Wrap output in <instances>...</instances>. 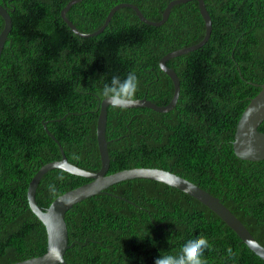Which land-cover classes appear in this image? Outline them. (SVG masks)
Wrapping results in <instances>:
<instances>
[{
	"label": "trees",
	"instance_id": "obj_1",
	"mask_svg": "<svg viewBox=\"0 0 264 264\" xmlns=\"http://www.w3.org/2000/svg\"><path fill=\"white\" fill-rule=\"evenodd\" d=\"M70 0H0L13 26L0 58V264L47 251L44 223L28 200L29 184L46 163L62 158L99 171L97 121L104 84L134 71L136 98L168 104L174 83L160 67L170 51L200 42L205 21L195 0L175 5L160 26L143 22L128 6L106 29L80 36L65 22ZM172 0H82L67 12L84 33L98 30L117 4L137 5L159 21ZM212 17L202 47L171 58L180 95L168 112L149 107H108L109 174L157 167L219 197L264 245V159L238 157V121L264 83V0H205ZM5 20L0 15V34ZM259 129L264 132V121ZM63 176V181L58 176ZM91 179L52 169L36 198L48 207L61 194ZM56 186V195L48 185ZM68 264H155L183 244L208 238V264H264L240 236L205 204L164 182L127 179L68 210ZM231 248L233 256L229 257Z\"/></svg>",
	"mask_w": 264,
	"mask_h": 264
},
{
	"label": "water",
	"instance_id": "obj_2",
	"mask_svg": "<svg viewBox=\"0 0 264 264\" xmlns=\"http://www.w3.org/2000/svg\"><path fill=\"white\" fill-rule=\"evenodd\" d=\"M82 0H70L68 4L62 9L61 15L69 27L78 35L90 37L96 36L103 32L108 24L111 22L116 11L124 6L133 8L139 18L150 25L160 26L163 25L169 18L172 8L181 3H187L192 0H172L168 3L163 12V17L159 21H153L145 16L141 9L129 2H122L115 5L104 22V24L96 31L91 33H84L78 29L74 22L67 17V12L73 4ZM198 2L201 15L205 21L206 33L204 38L191 46L182 47L168 52L160 59V67L165 71L174 83V95L171 101L166 105H159L146 96L137 98V103L134 106L128 107H149L159 112H168L173 109L178 101L180 95V78L177 72L171 68L167 62L174 57L186 54L190 51L196 50L208 42L212 33V17L207 9L205 0H195ZM0 15L5 20V26L0 34V58L3 52L5 42L12 30L13 22L8 10L0 3ZM110 104L104 99L101 102L100 113L97 121V139L100 149L102 165L99 171L93 172L83 169L76 164L69 161L68 156L65 154L61 142L53 135L48 129L47 124L44 123L45 128L49 135H51L59 144L62 151V158L53 160L44 164L32 178L28 188V200L33 212L44 223L47 229L48 246L47 251L39 256L27 258L12 264H68L65 255L67 250L71 247L69 241V229L66 221V214L69 209L76 203L96 194L101 193L110 185L117 182L133 179V178H146L164 182L174 188L180 189L183 192L196 198L211 210H213L219 217H221L229 227H231L240 238L253 250L258 256L264 259V245L260 243L256 237L251 233L247 226L227 207L224 202L211 192L205 190L198 184L172 172L157 167H134L123 169L118 172L109 174L110 169V154L107 140V123H108V107ZM264 121V83L261 85V90L258 94L251 99L243 111L235 133L233 147L236 155L242 159L258 161L264 159V132L259 129L261 123ZM252 151L249 152L248 149ZM63 169L70 173L81 175L91 179L90 181L77 186L71 190L58 196L48 207L41 206L36 198L37 187L44 176L49 170ZM59 244L61 249V260H54L51 256V250Z\"/></svg>",
	"mask_w": 264,
	"mask_h": 264
},
{
	"label": "clouds",
	"instance_id": "obj_3",
	"mask_svg": "<svg viewBox=\"0 0 264 264\" xmlns=\"http://www.w3.org/2000/svg\"><path fill=\"white\" fill-rule=\"evenodd\" d=\"M139 90V79L134 71L127 73L124 79L120 76H113L110 84H104L101 95L113 108H128L134 106L138 101L136 94ZM252 151L251 148L248 149ZM58 180L63 181L64 177L58 176ZM48 190L56 195L57 189L54 184L48 185ZM212 245L205 236H199L187 240L177 255L161 254L155 259V264H208L204 258L205 250H211ZM229 257L233 256L231 248L228 249ZM54 260H61V249L59 244L51 250Z\"/></svg>",
	"mask_w": 264,
	"mask_h": 264
}]
</instances>
